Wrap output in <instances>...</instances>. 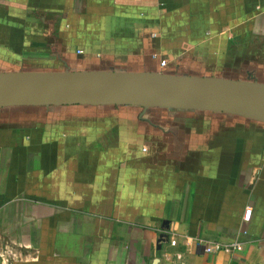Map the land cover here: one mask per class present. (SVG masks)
Instances as JSON below:
<instances>
[{
    "label": "crops",
    "instance_id": "1",
    "mask_svg": "<svg viewBox=\"0 0 264 264\" xmlns=\"http://www.w3.org/2000/svg\"><path fill=\"white\" fill-rule=\"evenodd\" d=\"M66 69L264 82V0H0V71ZM1 253L0 264H264V121L0 108Z\"/></svg>",
    "mask_w": 264,
    "mask_h": 264
},
{
    "label": "water",
    "instance_id": "2",
    "mask_svg": "<svg viewBox=\"0 0 264 264\" xmlns=\"http://www.w3.org/2000/svg\"><path fill=\"white\" fill-rule=\"evenodd\" d=\"M71 104L189 108L264 121V82L111 69L0 71V108Z\"/></svg>",
    "mask_w": 264,
    "mask_h": 264
},
{
    "label": "built area",
    "instance_id": "3",
    "mask_svg": "<svg viewBox=\"0 0 264 264\" xmlns=\"http://www.w3.org/2000/svg\"><path fill=\"white\" fill-rule=\"evenodd\" d=\"M252 216V207L248 206L245 209L244 212V217L243 219L245 221H250ZM239 244L237 242H232V243H224V242H214V243H206L204 245L205 251L209 252V253H217L220 251H231L234 252L235 250H237L239 248ZM9 245H5V251L8 250ZM1 257H3L4 259L6 258L5 254H0Z\"/></svg>",
    "mask_w": 264,
    "mask_h": 264
}]
</instances>
